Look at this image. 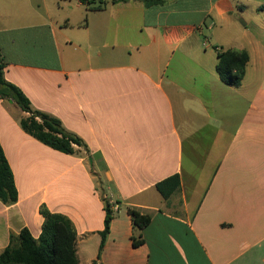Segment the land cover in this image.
Here are the masks:
<instances>
[{"label": "crops", "instance_id": "obj_1", "mask_svg": "<svg viewBox=\"0 0 264 264\" xmlns=\"http://www.w3.org/2000/svg\"><path fill=\"white\" fill-rule=\"evenodd\" d=\"M103 1L93 10L98 0H0L5 79L85 145L51 149L0 100L18 193L0 202V254L23 228L40 235L43 205L72 222L79 264H264V31L221 48L249 55L231 87L197 35L207 19L229 22L239 0ZM174 174L180 188L165 200L155 185ZM128 209L149 225L133 229Z\"/></svg>", "mask_w": 264, "mask_h": 264}, {"label": "trees", "instance_id": "obj_2", "mask_svg": "<svg viewBox=\"0 0 264 264\" xmlns=\"http://www.w3.org/2000/svg\"><path fill=\"white\" fill-rule=\"evenodd\" d=\"M127 2L131 0H112ZM141 1L145 7L160 5L164 0H133ZM84 5L92 4L93 0H80ZM103 0H98L93 10H101ZM217 63L215 71L225 85L238 87L245 75V67L249 60L246 50L226 49L214 47ZM5 62L0 52V100H12L26 114L20 119L21 129L40 143L64 154H74V146L85 148L84 143L62 126L60 120L53 115L35 109L28 98L14 84L8 82L4 76ZM161 197L167 200L180 188L178 174L169 176L155 185ZM18 193L12 171L0 145V202L12 205L17 202ZM43 218L41 232L34 238L27 228H23L18 235H10L8 246L0 254V264H79L76 252V232L72 222L65 216L51 213L45 206L39 208ZM133 229L142 230L150 223L148 215L128 209ZM112 212L109 204L105 205L104 228L101 232L99 253L109 232ZM143 239L132 237V246L143 244Z\"/></svg>", "mask_w": 264, "mask_h": 264}, {"label": "rangeland", "instance_id": "obj_3", "mask_svg": "<svg viewBox=\"0 0 264 264\" xmlns=\"http://www.w3.org/2000/svg\"><path fill=\"white\" fill-rule=\"evenodd\" d=\"M241 5L232 15L229 22L213 21L207 19L205 26L202 27V35H197L198 39L208 46V51L215 53L214 46L217 48L240 47L244 44L245 37L254 34L258 29L264 31V0H239ZM260 4V5H259ZM198 8H204L203 2L196 4ZM182 20L184 16L180 17ZM192 20L197 18V14L190 17ZM247 35L245 36V34ZM261 87L264 88V77L261 80ZM191 160L188 153L185 154L184 164L188 168L191 166ZM206 164V163H205ZM209 164L202 168L199 177L202 181L207 178L206 170Z\"/></svg>", "mask_w": 264, "mask_h": 264}, {"label": "water", "instance_id": "obj_4", "mask_svg": "<svg viewBox=\"0 0 264 264\" xmlns=\"http://www.w3.org/2000/svg\"><path fill=\"white\" fill-rule=\"evenodd\" d=\"M9 102H11V100H9Z\"/></svg>", "mask_w": 264, "mask_h": 264}]
</instances>
